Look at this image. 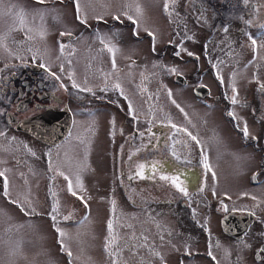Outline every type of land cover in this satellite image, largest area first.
<instances>
[{
	"label": "rangeland",
	"instance_id": "obj_1",
	"mask_svg": "<svg viewBox=\"0 0 264 264\" xmlns=\"http://www.w3.org/2000/svg\"><path fill=\"white\" fill-rule=\"evenodd\" d=\"M165 2L166 0H45V3L39 4L36 0H0V64L15 56L33 58L51 66L61 63L64 70L70 71L69 75H72L76 83L74 88L83 90L88 84L87 89L90 91L85 89V93L96 102L87 111H81L84 107L79 108L76 113L80 116L75 118L73 131L68 133L70 136L64 134L54 142L43 141L29 131H17L15 126H7L0 113V172L3 173L0 175V264H55L58 258L65 261L64 254L57 251V247L70 251V262L74 264L135 262L132 236L135 225V214L132 212L135 192L122 179L126 190L124 194L118 178L115 179L116 169L111 162L109 140L103 131L110 129V122L107 121L104 126V119L106 117V120H112L120 112L117 117L119 131L130 129L132 119L137 123L134 124L135 128H142L147 120L151 123H172L168 149L182 161L184 142L175 138L182 133L178 125L199 128L196 125L185 126V120L199 118L203 111L197 104H193L197 101L189 96L188 87H181L173 82L170 75L172 69L185 70L183 74L188 84L196 80H208L209 75L206 70L200 69L198 59L180 56L181 48H188L187 51L194 49L193 42L189 40L191 36H185V30L190 28L193 34L199 23L184 22L180 13L181 0H167V10L161 7ZM137 6L140 8L139 15ZM21 13L26 14L23 25L19 23ZM37 13H43V17L36 15ZM111 14L117 16L120 23L106 26L104 23L111 21L108 19ZM129 16L137 23L128 19ZM66 31L74 36L61 38L64 47L55 52L53 41L57 32ZM131 31L135 34L149 31L154 35V70L145 74L144 83L147 87L154 86L156 106L152 103L149 105L155 106L154 108L146 107L141 96L140 99L131 94L129 97L130 86H124L129 84L130 79L131 82L134 80V63L139 51L145 52V57L140 59H146V55L150 53L145 48L147 40L144 37L130 38ZM41 32L44 33L43 36ZM166 39L177 45L167 46L164 43ZM103 47L107 48L105 56L109 63L106 67L100 52ZM169 48L171 52L166 55ZM159 49L163 51H158ZM110 66L113 67L109 69ZM114 72L119 87L123 86L122 94L125 101L128 98L131 110L138 115L145 114L147 120L145 117L124 114L128 110L126 103L117 107L116 101L106 102V98H112V89H117L112 84L107 88L105 101H96L95 97L103 95L105 85L93 86L92 82L104 81L105 75L110 76ZM90 100L87 98V101ZM46 112L40 117L53 119ZM58 112L56 114L60 116L62 111ZM34 114L41 112L30 115ZM200 126L195 130L199 136L205 129L220 135L219 127L209 117ZM123 139L124 137H118L116 151L119 140L122 142ZM142 140L143 137L139 136V141ZM203 147L206 156L209 155L206 162H209L211 168H220L210 176L212 182L208 187L213 191H224L212 203L217 207L224 200L222 203L228 206V194L235 189H243L238 178H235L236 167H228L231 151L227 149V142L225 147L220 146V153L213 148L209 149L208 144ZM5 181L7 195L4 194ZM222 209L223 207L219 210ZM108 213L111 214V229L105 227ZM232 218H236L234 229L239 228L241 219L233 215ZM53 223L56 226L58 244L56 240L54 242L52 229L46 227ZM232 225H229L230 229H233ZM60 232L64 235L61 236ZM108 233L113 234V239L108 242L106 252L104 239ZM219 242L225 243L223 239ZM142 252L143 248L139 247L137 255L140 261L136 264L141 261L145 263L141 259Z\"/></svg>",
	"mask_w": 264,
	"mask_h": 264
},
{
	"label": "flooded vegetation",
	"instance_id": "obj_2",
	"mask_svg": "<svg viewBox=\"0 0 264 264\" xmlns=\"http://www.w3.org/2000/svg\"><path fill=\"white\" fill-rule=\"evenodd\" d=\"M161 7L163 9L164 6ZM180 13L184 22L199 23L195 33L192 34L190 28L185 30V36H191L189 40L193 42L194 49L187 51L188 48H181L180 56L188 57L189 52L193 53L191 57L199 60L200 69L209 73L208 80L188 84L183 74L185 70L171 72L173 82L181 87L187 86L189 96L197 101L193 104L203 111L199 118L185 120V126L201 128L200 124L203 125L209 117L219 127L220 135L205 129L199 136L195 133L199 128L178 125L182 133L175 138L184 142L183 159L180 161L168 149L172 123H151L145 114L138 115L132 111L128 98L125 101L123 97V86L116 87L119 84L115 80V72L110 76L105 75L104 81L92 82L93 86L105 85L103 95L95 97L97 102L105 101L107 88L112 84L117 89H112V98H106V102L116 101L117 107L126 103L128 110L125 108L124 114L145 117L147 120L142 128H135L134 124L137 123L132 119L130 129L119 131V112L112 120L105 117L104 126L109 121L110 129H103L104 136H108L111 162L116 169L115 179L118 178L124 194L126 190L122 179L135 192L132 210L135 214L133 264L140 261L137 255L139 247L143 248L140 255L145 262L141 261L140 264H264V0H181ZM108 19L111 21L105 22L106 26L120 23L114 14ZM63 33L57 35L55 42L52 40L55 52L64 47L61 38L74 36L68 31ZM149 33L130 32V38L144 37L147 40L145 48L150 53L146 59H140L145 57V52L139 51L134 63V80L131 82L130 79L129 84L124 86H130L129 97L130 94L139 99L141 96L146 107L154 108V86L144 84L145 74L154 70L156 56L154 35L150 36ZM164 43L171 47L177 45L167 39ZM106 51L105 47L100 49L105 67L109 63ZM169 52L170 48L166 55ZM0 68V113L7 126L14 127L19 118L25 119L26 115L36 112L45 114L49 109L46 114L51 115L52 120L68 119L65 134L70 136L74 120L80 116L77 110L84 107L81 111H87L96 103L93 97L85 93L88 84L83 90L74 88L76 83L69 75L70 71L64 70L61 63L51 66L33 58L15 56L2 61ZM176 73L180 74L179 80H174ZM87 98L91 100L87 101ZM151 103L155 106H149ZM58 111H62L60 116L56 114ZM119 136L124 139L122 142L119 140L120 149L116 151ZM139 136L143 137L142 141H139ZM225 142L231 151L228 167H236L235 178H238L243 189H235L228 194V206L222 200L216 207L212 202L224 191H213L208 184L212 182L210 176L220 168H211L209 162L205 161L204 158L207 159L209 155L206 156L203 146L208 144L209 149L220 153V146L225 147ZM205 162L209 164L208 168H205ZM161 176L175 178L176 183L172 179L162 180ZM180 188L185 191H180ZM221 207L223 209L220 211ZM227 212L242 221L240 227L234 229L236 218H233L231 232L220 224V217ZM52 215L55 216L54 213ZM110 216L108 213L105 227H109ZM102 222L101 219V225ZM46 227L52 229L54 242L56 240L58 244L55 224ZM111 239L113 234H106L104 246ZM220 239L225 243L219 242ZM105 250L108 252L106 247ZM57 251H62L67 261L58 258L55 264H74L70 262L66 249L57 247ZM116 258L118 260L119 257Z\"/></svg>",
	"mask_w": 264,
	"mask_h": 264
},
{
	"label": "water",
	"instance_id": "obj_3",
	"mask_svg": "<svg viewBox=\"0 0 264 264\" xmlns=\"http://www.w3.org/2000/svg\"><path fill=\"white\" fill-rule=\"evenodd\" d=\"M178 76L179 75H177V77ZM42 114L43 113L34 114L25 119L24 118L18 119L15 122L14 126L15 128L29 131L35 137L43 141H46V142H54L60 139L67 131L68 119H64V120L61 119V120H58L60 121L58 122V121H54L49 118L46 119V118L40 117ZM31 118L34 119V121L28 122V120ZM232 215L233 214H231L230 212H227L220 217L221 227L228 232H231V229H230L231 227L229 228V225L231 226L233 222Z\"/></svg>",
	"mask_w": 264,
	"mask_h": 264
},
{
	"label": "snow or ice",
	"instance_id": "obj_4",
	"mask_svg": "<svg viewBox=\"0 0 264 264\" xmlns=\"http://www.w3.org/2000/svg\"><path fill=\"white\" fill-rule=\"evenodd\" d=\"M36 2L39 3V4H43V3H45V0H36ZM164 7H165L166 10L168 9V3H167V0H166V2H165ZM136 11H137V14L139 15V14H140V8H139L138 6H137ZM36 15L41 16V18L43 17V13H37ZM25 16H26L25 13H21L20 20H19V23H20L21 25H23V24L25 23ZM77 19H78V20L80 19V16H79V5H78V4H77ZM128 19L133 20V23H137V21L134 20L133 17H131V16H129ZM81 22H85V21H81ZM40 34H41V36L44 35L43 32H41ZM61 35H64V33H61ZM149 35L152 36L153 34H152V33H149ZM253 44H255V41H253ZM109 50L112 51L113 49H109ZM177 55H179V53H177ZM188 55L191 56V55H193V53L189 52ZM42 66H43V65H42ZM172 71H175V69H172ZM75 86H76V85L74 84V87H75ZM116 87H119V85H116ZM87 90L90 91V89H87ZM169 95H171V94L169 93ZM233 102L235 103V99L233 100ZM173 103H175V101H173ZM177 107H179V105H177ZM181 110H182V109H181ZM244 132H245V136H247V135H248V131H247V128H246V127H245ZM253 138L255 139V137H253ZM192 139L195 140L196 137H192ZM204 159H205V161H206V157H205ZM204 166H205V168H208V164H207L206 162H205ZM140 168L142 169V168H143V165H141ZM138 174H142V173H138ZM0 175H3V173H0ZM161 179H162V180H169V179H172V182H173L174 184L176 183L175 178H170V177H167V176H161ZM177 187H179V185H177ZM70 191H71V188H70ZM180 191H185V190H184L183 188H180ZM4 194L7 195V182H6V181H5V191H4ZM73 194H75V193H73ZM185 194H186V193H185ZM14 203H15V202H14ZM22 210H23V209H22ZM109 228L111 229V223H109ZM57 231L59 232L60 230L57 229ZM60 235L63 236L64 233H63V232H60ZM105 247H106V249H107L108 245H106ZM62 250H63V249H62ZM209 254H210V253H209ZM68 255L71 256V252H70V251L68 252ZM113 264H115V262H113Z\"/></svg>",
	"mask_w": 264,
	"mask_h": 264
}]
</instances>
